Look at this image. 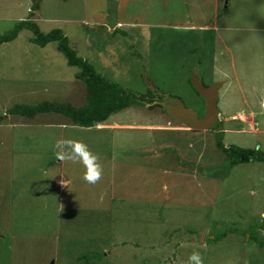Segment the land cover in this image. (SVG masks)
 <instances>
[{
  "label": "rangeland",
  "instance_id": "374dc122",
  "mask_svg": "<svg viewBox=\"0 0 264 264\" xmlns=\"http://www.w3.org/2000/svg\"><path fill=\"white\" fill-rule=\"evenodd\" d=\"M32 3L0 0V33L28 17L45 33L60 28L141 99L147 75L203 115L204 99L173 68L202 67L204 53L206 68L217 59L205 83L225 85L209 131L146 101L100 127L51 112L4 118L16 104L80 107L87 90L56 42L41 47L23 29L1 44L0 264H189L193 253L201 264H264V162L231 167L215 145L222 127L227 146L264 151V0Z\"/></svg>",
  "mask_w": 264,
  "mask_h": 264
},
{
  "label": "trees",
  "instance_id": "16d2710c",
  "mask_svg": "<svg viewBox=\"0 0 264 264\" xmlns=\"http://www.w3.org/2000/svg\"><path fill=\"white\" fill-rule=\"evenodd\" d=\"M32 2L33 10L40 8L41 0H32ZM30 13V15H33L32 11ZM23 29L31 30L33 32L31 41L41 47L56 42L57 49L65 56L68 65L80 69L77 77L83 79L85 82L87 103L80 107H76L70 102L55 101H43L34 105L16 104L8 110V113L19 114L25 117H35L38 114L51 112L68 117L75 126L90 128L98 123L105 122L112 115L130 107L132 103H137L138 101L144 102L143 96L141 99L136 93L124 89L119 83L110 80L98 72L91 62L79 56L78 52L71 46L68 36L60 28H55L45 33L31 17H28L27 19L18 21L11 30L3 34L0 33V45L14 41ZM149 93L151 92L149 91ZM5 117L6 115H4ZM2 118L0 116V123L3 121ZM215 145L227 158L231 167L243 162H264V152L260 149L242 148L235 145L227 146L224 143L223 130L218 132ZM223 238L224 235L221 234L215 237L213 241L214 243H218ZM260 244H264V236L260 240ZM103 256V252L92 254L93 258L99 260Z\"/></svg>",
  "mask_w": 264,
  "mask_h": 264
},
{
  "label": "water",
  "instance_id": "95a60500",
  "mask_svg": "<svg viewBox=\"0 0 264 264\" xmlns=\"http://www.w3.org/2000/svg\"><path fill=\"white\" fill-rule=\"evenodd\" d=\"M191 84L200 97L205 100L203 116H200L194 108H189L180 98L165 104L164 107L171 117L186 123L190 129L211 130L218 124L220 119V110L218 108L219 90L224 82L218 81L206 86L197 77H192Z\"/></svg>",
  "mask_w": 264,
  "mask_h": 264
},
{
  "label": "clouds",
  "instance_id": "9594fccd",
  "mask_svg": "<svg viewBox=\"0 0 264 264\" xmlns=\"http://www.w3.org/2000/svg\"><path fill=\"white\" fill-rule=\"evenodd\" d=\"M118 25H120V23H118V24H116L115 25V27L116 26H118ZM195 52H197V50H189V53L191 54V53H195ZM207 53H204V63L203 62H201V65H203L202 67H195V66H192V65H187V64H184V66L183 67H177V68H174L173 69V71L176 73V72H178V71H182L183 72V74L182 75H184V73H185V78H187V81H188V83L190 84V86L192 87V89L195 91V92H197L195 89H194V87L192 86V84H191V78L192 77H197L198 79H200V81L201 82H203V84H205L206 86H209V85H211V84H209V85H207L206 83H205V81L207 80V79H215V71H216V66H215V62L217 61V59H214L213 58V60H212V64H211V67L210 68H206L205 67V65H206V59H207ZM191 69H193L194 70V72H192V70ZM204 69V70H203ZM205 70H206V72H205ZM208 71H210L209 73H210V77H208L207 75H206V73L208 72ZM205 72V74L203 75V73ZM189 75H191V77L189 76ZM183 77V76H182ZM182 77H180V79H182ZM215 80H217V79H215ZM146 81H147V84H148V86H147V90H146V93H148V95H153V88L154 87H156V88H158V86H157V81L155 82V79H153L152 77H150V76H147L146 75ZM220 81H223L224 82V84H223V86L225 85V81L222 79V80H220ZM218 82V81H217ZM118 83V82H117ZM214 83H216V82H214ZM223 86L221 87V89L223 88ZM159 89V88H158ZM220 89V90H221ZM220 90H219V95H220ZM149 91L151 92V93H149ZM133 92V91H132ZM135 93V92H134ZM198 93V92H197ZM137 94V93H136ZM138 95V94H137ZM163 95V94H162ZM197 95H199V94H197ZM143 97L145 96V94L144 95H142ZM200 96V95H199ZM176 99L178 98V97H175ZM202 98V97H201ZM144 99V101H146V103H147V105H148V103L149 104H152V106H160V107H162V108H164L165 109V107H164V105L165 104H168L167 102H154L153 101V99H151V100H148V99H145V98H143ZM218 103H219V100H218ZM151 106V107H152ZM204 107H205V100H204ZM166 110V109H165ZM203 110H204V108H203ZM8 114H10V113H8V112H6L4 115H6V117H7V115ZM200 114V113H199ZM12 115H14V114H12ZM39 115V114H38ZM37 116V115H36ZM35 116V117H36ZM200 116H203V115H201L200 114ZM171 117V116H170ZM27 118H34V117H27ZM172 119H174L173 117H171ZM219 118H220V116H219ZM175 121H176V119H175ZM177 121H179V120H177ZM179 122H181V121H179ZM4 123V120L2 121V123H0V125H2ZM104 122H102V123H98L97 125H101V124H103ZM181 123H184V122H181ZM219 123V122H218ZM258 123V122H257ZM184 124H186V123H184ZM97 125H95V126H97ZM218 125V124H217ZM216 125V126H217ZM189 129H190V127L188 126V125H186ZM215 126V127H216ZM214 127V128H215ZM256 127V126H255ZM191 130H193V129H191ZM221 130H223V128L221 127L220 128V130L219 131H221ZM195 131H200V130H195ZM207 131H209V130H207ZM218 131V132H219ZM217 132V133H218ZM249 149H251V148H249ZM253 149H256V148H253ZM257 149H260V150H262L261 148H257ZM264 152V151H263ZM193 262H195V264H201V261H200V256H199V253H193L190 257H189V264H193Z\"/></svg>",
  "mask_w": 264,
  "mask_h": 264
},
{
  "label": "flooded vegetation",
  "instance_id": "af4514ba",
  "mask_svg": "<svg viewBox=\"0 0 264 264\" xmlns=\"http://www.w3.org/2000/svg\"><path fill=\"white\" fill-rule=\"evenodd\" d=\"M191 70L192 72H194L193 69ZM189 76L191 77V75ZM152 91H153V95H148V93H146L144 98L148 100L153 99L154 102H159V103L164 102V101L167 103H170L176 99L175 97H172L171 95L167 94L166 92L161 91L160 89L156 87H154Z\"/></svg>",
  "mask_w": 264,
  "mask_h": 264
},
{
  "label": "crops",
  "instance_id": "0c3cea01",
  "mask_svg": "<svg viewBox=\"0 0 264 264\" xmlns=\"http://www.w3.org/2000/svg\"><path fill=\"white\" fill-rule=\"evenodd\" d=\"M218 13V12H217ZM217 17H218V14H217ZM205 30H206V28H205ZM174 68H177V67H174ZM173 68V69H174ZM243 115H245V114H243ZM257 115V114H256ZM261 116H264L263 114H260ZM260 115H258L257 117H259V118H261V119H259V120H263V117H261ZM102 126V125H101ZM149 127H153V126H146V128H149Z\"/></svg>",
  "mask_w": 264,
  "mask_h": 264
},
{
  "label": "bare ground",
  "instance_id": "6f19581e",
  "mask_svg": "<svg viewBox=\"0 0 264 264\" xmlns=\"http://www.w3.org/2000/svg\"><path fill=\"white\" fill-rule=\"evenodd\" d=\"M101 125H99V127H100Z\"/></svg>",
  "mask_w": 264,
  "mask_h": 264
}]
</instances>
